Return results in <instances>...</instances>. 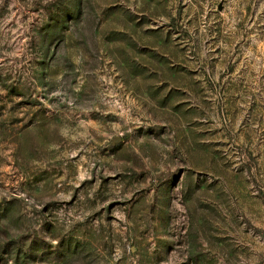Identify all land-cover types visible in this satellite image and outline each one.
<instances>
[{
	"label": "rangeland",
	"instance_id": "rangeland-1",
	"mask_svg": "<svg viewBox=\"0 0 264 264\" xmlns=\"http://www.w3.org/2000/svg\"><path fill=\"white\" fill-rule=\"evenodd\" d=\"M0 264H264V0H0Z\"/></svg>",
	"mask_w": 264,
	"mask_h": 264
},
{
	"label": "water",
	"instance_id": "water-1",
	"mask_svg": "<svg viewBox=\"0 0 264 264\" xmlns=\"http://www.w3.org/2000/svg\"><path fill=\"white\" fill-rule=\"evenodd\" d=\"M115 142H118V140H116Z\"/></svg>",
	"mask_w": 264,
	"mask_h": 264
}]
</instances>
